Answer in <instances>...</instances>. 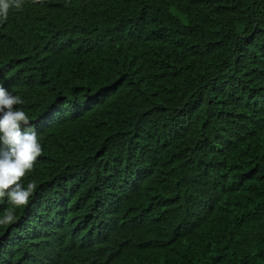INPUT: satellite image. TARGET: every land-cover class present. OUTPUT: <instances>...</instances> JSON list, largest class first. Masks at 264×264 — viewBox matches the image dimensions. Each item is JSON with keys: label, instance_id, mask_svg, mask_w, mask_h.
<instances>
[{"label": "trees", "instance_id": "1", "mask_svg": "<svg viewBox=\"0 0 264 264\" xmlns=\"http://www.w3.org/2000/svg\"><path fill=\"white\" fill-rule=\"evenodd\" d=\"M0 83L42 153L0 264H264V0H21Z\"/></svg>", "mask_w": 264, "mask_h": 264}, {"label": "clouds", "instance_id": "2", "mask_svg": "<svg viewBox=\"0 0 264 264\" xmlns=\"http://www.w3.org/2000/svg\"><path fill=\"white\" fill-rule=\"evenodd\" d=\"M21 6V0H0V20H7L10 8L20 9ZM21 104V97L0 83V198L6 197L15 207L28 205L33 196L36 183L29 182L25 186L22 178L33 169L42 153L29 117L16 107ZM15 207L5 211L0 225H10L17 220Z\"/></svg>", "mask_w": 264, "mask_h": 264}]
</instances>
